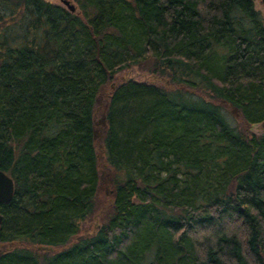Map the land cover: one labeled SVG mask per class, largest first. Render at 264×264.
<instances>
[{
  "label": "trees",
  "instance_id": "obj_1",
  "mask_svg": "<svg viewBox=\"0 0 264 264\" xmlns=\"http://www.w3.org/2000/svg\"><path fill=\"white\" fill-rule=\"evenodd\" d=\"M0 0V264H264V17L255 0ZM170 80L128 79L132 66ZM106 103L101 106L103 99ZM103 108V125L98 112ZM116 174L112 212L76 237Z\"/></svg>",
  "mask_w": 264,
  "mask_h": 264
},
{
  "label": "rangeland",
  "instance_id": "obj_2",
  "mask_svg": "<svg viewBox=\"0 0 264 264\" xmlns=\"http://www.w3.org/2000/svg\"><path fill=\"white\" fill-rule=\"evenodd\" d=\"M53 3L64 5L62 0H49ZM75 6L76 2L70 0ZM256 8L260 10L264 17V0H255ZM149 64H143L138 66H132L125 70L120 71L116 74V77L112 83L118 84L128 79H136L139 81H147L153 82L159 85L169 83L170 80L165 75H161L158 72H153L149 70ZM102 104L104 105L105 100L102 98ZM227 113L229 115L230 120L232 123L237 125L241 130L245 131L246 133H251L252 130L255 133H262L264 131V123H258L251 127L245 122L243 117L239 115L240 113L233 107H227ZM103 108H101L98 112V119L102 121L104 118ZM98 147L100 149V168H101V187L100 192L97 197L96 206L94 212L84 221L81 222V229L80 233L76 237L85 236L88 233L93 232L99 225L103 224L109 217L112 212V201L114 195V182L116 178L115 172L112 168L108 165L106 161L105 152L103 150V143L99 142ZM16 247H28L33 249L38 255L41 261H43L47 256H51L52 254L56 253L57 251L61 250L63 246L59 247H46L40 245H33L27 242H15L8 245H3L0 243V252L4 251L5 249H14Z\"/></svg>",
  "mask_w": 264,
  "mask_h": 264
},
{
  "label": "water",
  "instance_id": "obj_3",
  "mask_svg": "<svg viewBox=\"0 0 264 264\" xmlns=\"http://www.w3.org/2000/svg\"><path fill=\"white\" fill-rule=\"evenodd\" d=\"M64 5L72 12L76 11V6L70 0H62ZM101 123L106 125L104 119ZM15 192V183L13 178L5 171L0 170V205L8 203L12 200ZM3 216L0 213V225L2 224ZM1 251L0 253H2Z\"/></svg>",
  "mask_w": 264,
  "mask_h": 264
}]
</instances>
